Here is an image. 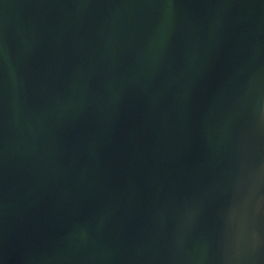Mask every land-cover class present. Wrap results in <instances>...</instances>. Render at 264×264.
<instances>
[{"label":"water","instance_id":"water-1","mask_svg":"<svg viewBox=\"0 0 264 264\" xmlns=\"http://www.w3.org/2000/svg\"><path fill=\"white\" fill-rule=\"evenodd\" d=\"M0 264H264V0H0Z\"/></svg>","mask_w":264,"mask_h":264}]
</instances>
